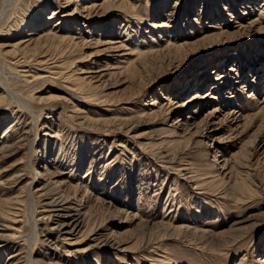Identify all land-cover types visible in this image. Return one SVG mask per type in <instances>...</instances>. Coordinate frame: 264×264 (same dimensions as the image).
Returning a JSON list of instances; mask_svg holds the SVG:
<instances>
[{"label": "rangeland", "instance_id": "1", "mask_svg": "<svg viewBox=\"0 0 264 264\" xmlns=\"http://www.w3.org/2000/svg\"><path fill=\"white\" fill-rule=\"evenodd\" d=\"M66 1L0 0V264H264V0Z\"/></svg>", "mask_w": 264, "mask_h": 264}, {"label": "bare ground", "instance_id": "2", "mask_svg": "<svg viewBox=\"0 0 264 264\" xmlns=\"http://www.w3.org/2000/svg\"><path fill=\"white\" fill-rule=\"evenodd\" d=\"M70 0H67L66 2H69ZM113 2V0H106L103 2L102 5H108L109 3ZM124 6H127V7H134L135 5L130 2V0H123L122 1V4L120 7H118L119 9L120 8H126ZM94 7H97L95 4L93 5V8ZM262 16V14H261ZM50 18V17H49ZM34 30V29H33ZM58 32V31H57ZM57 32L54 33V30L53 29H50L49 31L45 30L41 33V36H39V38H42L44 40H48V39H51L54 35H57ZM33 34V32L31 33ZM150 48V47H149ZM120 49V48H119ZM148 49V48H147ZM135 51L138 53H135ZM147 51H141L140 49V46L138 45V47L136 49H132L131 48V51L126 53L125 55H123L121 58L123 59V61H118V67H121L123 71L126 70V61L129 60L128 58L132 57V56H143L146 54ZM125 53V52H124ZM154 53V52H153ZM126 56H129L128 58ZM120 65H123V66H120ZM120 68V69H121ZM9 93V92H8ZM17 96V95H16ZM14 97V96H13ZM12 97V98H13ZM20 100V99H19ZM18 101V100H17ZM21 102V100H20ZM26 109V108H25ZM27 111V109H26ZM29 111V109H28ZM125 128V127H124ZM172 132V131H171ZM182 144V143H181ZM8 149V148H7ZM5 153V152H4ZM33 162V161H32ZM34 164V163H33ZM29 167L30 168H33L32 164H29ZM58 172V171H57ZM77 188V186H76ZM87 190V189H86ZM85 190V191H86ZM31 191V190H30ZM48 194V193H47ZM30 195V197H32V194H28ZM34 196V195H33ZM58 197V196H57ZM46 198V197H45ZM51 198V197H50ZM56 199V198H55ZM45 200V199H44ZM50 200V199H49ZM48 200V201H49ZM52 200V199H51ZM54 203H56V207H58L59 209L53 211V213L48 217V221L52 222L53 223V230L58 233V235L60 236H69V235H75L77 232H80L81 229L85 228L86 226V221H85V218L84 216L82 217L81 215H78L76 214V206H75V202L72 204V202H70L68 200V198L66 199L64 196H59L57 200L54 201ZM48 204V203H47ZM53 204V203H51ZM53 206V205H52ZM51 206V207H52ZM49 207V206H48ZM79 208V207H78ZM76 212V213H75ZM81 213V212H80ZM79 213V214H80ZM33 215V214H32ZM87 218V217H86ZM46 221V220H45ZM88 222V221H87ZM89 223V222H88ZM51 225V224H50ZM88 225V224H87ZM49 226V225H48ZM186 227V226H185ZM7 229V228H6ZM9 229V228H8ZM182 229H175V231H180L181 232ZM5 236V235H4ZM4 236H1V238H4ZM95 236V235H94ZM108 237V236H107ZM96 238V237H95ZM100 238L102 237H99L97 238L96 240L98 241ZM95 240V241H96ZM114 240V239H113ZM112 239L110 238H105V244L106 246H110V247H116V246H119L120 244L118 242H115L113 241ZM96 241V242H97ZM46 243V242H45ZM17 250V249H16ZM29 257L27 258L28 260H30L31 263H33L31 261V253H28ZM25 255V254H24ZM31 257V258H30ZM16 260V259H15ZM35 262V261H34ZM12 264H18L17 262H12ZM39 264V263H38Z\"/></svg>", "mask_w": 264, "mask_h": 264}]
</instances>
